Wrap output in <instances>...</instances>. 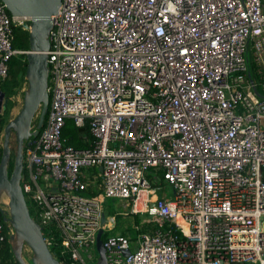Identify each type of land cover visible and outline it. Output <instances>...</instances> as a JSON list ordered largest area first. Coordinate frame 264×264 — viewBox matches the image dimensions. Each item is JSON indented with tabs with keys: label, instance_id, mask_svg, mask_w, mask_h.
I'll return each mask as SVG.
<instances>
[{
	"label": "built area",
	"instance_id": "obj_1",
	"mask_svg": "<svg viewBox=\"0 0 264 264\" xmlns=\"http://www.w3.org/2000/svg\"><path fill=\"white\" fill-rule=\"evenodd\" d=\"M29 24L0 0V84ZM50 44L21 183L55 258L95 262L103 230L107 264H264V0H63ZM68 120L87 147L63 137ZM160 176L173 198H156ZM104 198L147 215L137 249L110 235ZM13 234L0 222V264Z\"/></svg>",
	"mask_w": 264,
	"mask_h": 264
},
{
	"label": "water",
	"instance_id": "obj_2",
	"mask_svg": "<svg viewBox=\"0 0 264 264\" xmlns=\"http://www.w3.org/2000/svg\"><path fill=\"white\" fill-rule=\"evenodd\" d=\"M12 16L30 19L29 29L30 49L27 53V71L25 80L27 87L24 90L23 105L17 116L10 119L6 125L3 154L0 162V204L7 207L5 221H10L14 234L9 238V244L18 264H61L49 249L40 224L31 216L30 209L22 188L23 176V146L31 137L38 136L49 111L50 95L48 51L50 49V32L53 28L54 17L58 14L63 0H2ZM6 95L0 90V115L6 107ZM38 118L34 130L33 123ZM16 136L18 145L14 159V168L9 174L12 162L11 138ZM103 171V168H99ZM9 201L4 203L2 197ZM106 221L104 217L102 223ZM103 230H100L97 239V251L100 264H107L103 244ZM31 251L27 260L26 250ZM131 251H127L129 256Z\"/></svg>",
	"mask_w": 264,
	"mask_h": 264
},
{
	"label": "rangeland",
	"instance_id": "obj_3",
	"mask_svg": "<svg viewBox=\"0 0 264 264\" xmlns=\"http://www.w3.org/2000/svg\"><path fill=\"white\" fill-rule=\"evenodd\" d=\"M27 42L28 41L26 39H22V38H19V40H18V44H21L23 49H30V43H27ZM16 59L19 62L20 61H27V55L26 56L25 55L18 56V57H16ZM18 66H20V64H18ZM50 86H51V83H50ZM260 92L264 96V90L262 88H260ZM50 95H51V93H50ZM50 102H51V99H50ZM22 105H23V95L21 94L20 99L18 101H16V107H15L16 109L13 110L11 113V116H10L11 119L17 116L18 112L22 108ZM35 120L37 122L38 118ZM7 121H9V119ZM68 129H69L70 134H72L76 131V128H75L73 122L70 121ZM84 135H86V133H84L83 136ZM4 140H5V133L3 130V132L0 134V143L3 144ZM11 148H12V154H14V155H12V157L15 158L16 154H17V149H18V145H17L15 135H13L11 138ZM154 186H155V188L161 187V190H157V193H156L157 196H159L161 198H163L165 196L168 199L173 198V196H174L173 189L166 182H159L157 184H154ZM26 200H27L28 206L32 210V213H33L32 215L34 216V218L36 220H38L36 217L35 208H34L33 204L28 199H26ZM103 209H104V212L108 218L112 217V216L116 217V227H115V229H113V232L110 235L130 237L131 239H133L131 249L132 250L137 249V247H138V245H137V237H138L137 225H141V226H144L146 228L150 227L147 224V216L140 217L139 224L136 223L134 216H131V217L124 216L123 214L131 213V211H132L131 204H129V202L127 200H121L118 198H104L103 199ZM105 239H106V236H104L103 240L105 241ZM93 253L95 255V262H93L91 264H96V261H98V251L94 250ZM24 256L28 260V258H30L32 256L31 251L27 249L24 252ZM15 261H16V259H15Z\"/></svg>",
	"mask_w": 264,
	"mask_h": 264
},
{
	"label": "trees",
	"instance_id": "obj_4",
	"mask_svg": "<svg viewBox=\"0 0 264 264\" xmlns=\"http://www.w3.org/2000/svg\"><path fill=\"white\" fill-rule=\"evenodd\" d=\"M14 34H15L14 47L18 50L28 51L29 49H23L22 45L18 44V40H19V38L26 39L28 41L27 43H29V32L24 31L21 28H16L14 30ZM18 64H20V66H18ZM27 65H28L27 61H20L19 62L16 58H13L9 63V69H10L9 79L10 80L8 79L5 83L0 84V89L6 94V100H7V105H6L3 113L0 115V134L3 132L5 126L9 122L7 120L11 119L10 118L11 111L15 105V103L12 102L11 99L13 96L17 95L18 91L22 87V84L24 82H26L25 75H26ZM250 73H251V76L253 78H257L254 65L250 66ZM45 119H47V117ZM44 127H45V125L43 126V128L41 129L40 132H42ZM86 130L87 129H84V130H81V132H80L79 129L76 128V131L74 133L70 134L69 129H68V125H66V128L63 132V137L67 139V141L70 145H73L74 147H76L78 149L84 148V147H87V145H88L87 143H85L82 140V137H83L82 133ZM2 154H3V144L0 143V162H1ZM12 155H14V154H12ZM14 159L15 158L12 157V162H11L10 167H9V174L10 175H11L13 168H14ZM25 178H26V176L24 174V181H25ZM29 209H30V213H31L32 218L34 220H36L34 218V216L32 215L33 213H32V210L30 207H29ZM134 217H135L136 223L139 224L140 217H143V215H136ZM1 221H3V216L0 212V222ZM137 226H140L143 231L148 230V228H146L144 226H141V225H137ZM137 233L139 234V231H137ZM103 238H104V236H103ZM50 250L52 253L56 254L58 256V258L61 260V258L59 257V255L55 249L51 248ZM1 257H2L3 262L5 264H18L15 261V258L13 256L9 241H7L4 244L2 251H1Z\"/></svg>",
	"mask_w": 264,
	"mask_h": 264
},
{
	"label": "crops",
	"instance_id": "obj_5",
	"mask_svg": "<svg viewBox=\"0 0 264 264\" xmlns=\"http://www.w3.org/2000/svg\"><path fill=\"white\" fill-rule=\"evenodd\" d=\"M29 51V50H28ZM16 57H18V56H16ZM16 57H14V58H16ZM5 83V82H4ZM26 87H27V81L26 82H24L23 84H22V87L20 88V90L18 91V93H17V95L16 96H13L12 97V102H14L15 103V105H14V107L12 108V111L13 110H15L16 108V101H18L19 99H20V96H21V94L24 96V90L26 89ZM1 90V89H0ZM2 91V90H1ZM3 92V91H2ZM4 93V92H3ZM6 95V94H5ZM6 105H7V103H6ZM12 111H11V113H12ZM70 121L71 122H73V120H68L67 121V124L66 125H68L69 126V123H70ZM73 124H74V122H73ZM74 126H75V124H74ZM75 128H77L76 126H75ZM78 129V128H77ZM79 131L81 132V130L79 129ZM84 133H86V134H88L87 132H83L82 133V136H83V134ZM73 146V145H72ZM159 183V182H158ZM156 198H161V197H159V196H157V194H156ZM1 205V204H0ZM1 212V211H0ZM1 214H2V216H3V221H1V222H4L5 221V216H4V214L1 212ZM150 229V227H148V230ZM151 230H153V226L151 227ZM150 230V231H151ZM9 241V240H8Z\"/></svg>",
	"mask_w": 264,
	"mask_h": 264
},
{
	"label": "bare ground",
	"instance_id": "obj_6",
	"mask_svg": "<svg viewBox=\"0 0 264 264\" xmlns=\"http://www.w3.org/2000/svg\"><path fill=\"white\" fill-rule=\"evenodd\" d=\"M2 201H3L4 203H6V204H7V203H8V201H9V199H8L6 196H3V197H2Z\"/></svg>",
	"mask_w": 264,
	"mask_h": 264
},
{
	"label": "clouds",
	"instance_id": "obj_7",
	"mask_svg": "<svg viewBox=\"0 0 264 264\" xmlns=\"http://www.w3.org/2000/svg\"><path fill=\"white\" fill-rule=\"evenodd\" d=\"M37 119V118H36ZM38 123V120H37V122H36V120L34 121V123H33V126L35 125V124H37ZM8 124V123H7ZM5 133V132H4ZM161 178H162V176H160L159 177V179L161 180ZM163 180V179H162ZM162 180L160 181V182H162ZM9 240V239H8ZM102 240H103V237H102ZM29 259V258H28Z\"/></svg>",
	"mask_w": 264,
	"mask_h": 264
}]
</instances>
